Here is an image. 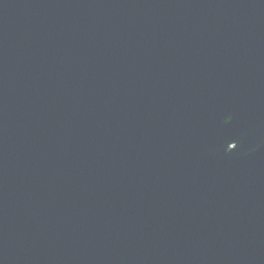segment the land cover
I'll return each instance as SVG.
<instances>
[{
    "label": "water",
    "instance_id": "water-1",
    "mask_svg": "<svg viewBox=\"0 0 264 264\" xmlns=\"http://www.w3.org/2000/svg\"><path fill=\"white\" fill-rule=\"evenodd\" d=\"M0 264H264V0H0Z\"/></svg>",
    "mask_w": 264,
    "mask_h": 264
}]
</instances>
